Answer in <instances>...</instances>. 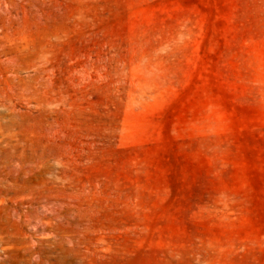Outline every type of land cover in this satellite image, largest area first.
Wrapping results in <instances>:
<instances>
[{"label":"rangeland","instance_id":"rangeland-1","mask_svg":"<svg viewBox=\"0 0 264 264\" xmlns=\"http://www.w3.org/2000/svg\"><path fill=\"white\" fill-rule=\"evenodd\" d=\"M0 264H264V0H0Z\"/></svg>","mask_w":264,"mask_h":264}]
</instances>
